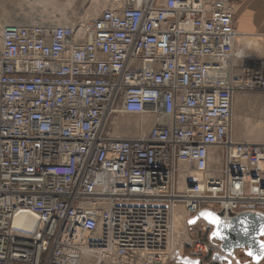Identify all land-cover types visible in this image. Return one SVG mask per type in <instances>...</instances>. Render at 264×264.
Instances as JSON below:
<instances>
[{"label":"built area","instance_id":"1","mask_svg":"<svg viewBox=\"0 0 264 264\" xmlns=\"http://www.w3.org/2000/svg\"><path fill=\"white\" fill-rule=\"evenodd\" d=\"M112 1L1 30L0 264H172L179 211L213 258L191 221L264 214V143L233 137L235 96L264 99V37L260 57L239 43L230 0Z\"/></svg>","mask_w":264,"mask_h":264},{"label":"rangeland","instance_id":"2","mask_svg":"<svg viewBox=\"0 0 264 264\" xmlns=\"http://www.w3.org/2000/svg\"><path fill=\"white\" fill-rule=\"evenodd\" d=\"M92 0H0V35L1 30L7 25H15L13 23H32L29 25L40 26H60L61 23L67 25L80 24V18L86 17V13L91 9L90 3ZM235 6L236 16L240 10L253 3L255 0H230ZM100 14V13H99ZM98 14V15H99ZM78 21V22H77ZM13 22V23H9ZM88 22V21H87ZM63 25V24H62ZM66 26V25H65ZM242 33V32H241ZM247 35V34H246ZM254 42L252 46L253 53L259 57L262 54L261 40L263 36L247 37ZM132 123L139 122L138 117L129 118ZM128 120V119H127ZM261 125L264 131V99L250 93H238L235 96L233 103V137L236 140L235 129L236 126L246 129L250 127H257ZM129 127L128 129H130ZM126 129V131L128 130ZM127 134L122 136L126 137ZM129 136H137L130 134ZM237 141V140H236ZM264 211V207H262ZM183 234L180 236L181 240L176 241L179 249L183 246L184 253L181 260L174 258L172 264H222L213 259L211 256H205L195 253L190 247L197 231L201 232L198 227L189 229V238H187V231L181 229ZM244 259V254L236 251L235 261ZM234 261V262H235Z\"/></svg>","mask_w":264,"mask_h":264},{"label":"water","instance_id":"3","mask_svg":"<svg viewBox=\"0 0 264 264\" xmlns=\"http://www.w3.org/2000/svg\"><path fill=\"white\" fill-rule=\"evenodd\" d=\"M204 220L213 227L210 239L220 244L221 254L214 259L227 264L233 262L227 256H235L236 251L244 250V255L250 258L251 263L260 264L264 260V215L260 213H247L229 223L210 212H203L190 222L191 226ZM239 263V261H237Z\"/></svg>","mask_w":264,"mask_h":264},{"label":"bare ground","instance_id":"4","mask_svg":"<svg viewBox=\"0 0 264 264\" xmlns=\"http://www.w3.org/2000/svg\"><path fill=\"white\" fill-rule=\"evenodd\" d=\"M113 1L112 0H92L90 3V7L91 9L88 10V12L86 13V17H81L80 20V24L86 23L87 21L91 20L92 18H95L100 11L104 8V7H110L112 6ZM78 22V21H77ZM9 23H13V22H9ZM15 25H19V26H24L27 24H32V23H13ZM63 24V25H62ZM79 24V23H78ZM67 24L61 23L60 26H65ZM248 37V36H247ZM254 42L256 41H252L249 38L247 39L246 37H244L242 34H240L239 36V43L241 45L244 46V48H252V46H254ZM2 45V41H1V37H0V48ZM124 125H127L126 127L123 126L122 123L118 124L119 125V130L117 131V135L122 136L124 134H127L126 137H131L129 136L130 134L132 135H137L138 136V127L140 126V123L142 122H136V123H132V121H130V119H125L124 121ZM131 126L130 129H128ZM126 129H128L126 131ZM235 136H236V140L238 142H243V143H251V144H261L264 143V131L262 129V126L259 125L257 127H250L249 129L246 127V129L241 128L236 126V129L234 131ZM124 137V136H123ZM133 137V136H132ZM262 214V213H261ZM264 215V214H263ZM183 217L184 214L182 211H179L177 216H176V220H175V237L179 238L183 232L180 231V224L183 221ZM173 236H174V232H173ZM231 258H236V253L235 256H231Z\"/></svg>","mask_w":264,"mask_h":264},{"label":"crops","instance_id":"5","mask_svg":"<svg viewBox=\"0 0 264 264\" xmlns=\"http://www.w3.org/2000/svg\"><path fill=\"white\" fill-rule=\"evenodd\" d=\"M235 26L237 31L242 35L247 34L246 36L248 37H264V0H255L252 4L249 3L247 6L243 7L236 16ZM233 264L253 263H251L250 258L244 255V259L239 261V263L235 261ZM260 264H264V260Z\"/></svg>","mask_w":264,"mask_h":264}]
</instances>
